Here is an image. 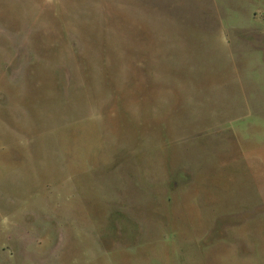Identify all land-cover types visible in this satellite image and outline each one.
Returning a JSON list of instances; mask_svg holds the SVG:
<instances>
[{
    "label": "rangeland",
    "instance_id": "obj_1",
    "mask_svg": "<svg viewBox=\"0 0 264 264\" xmlns=\"http://www.w3.org/2000/svg\"><path fill=\"white\" fill-rule=\"evenodd\" d=\"M263 15L0 0V242L31 233L37 254L93 264H264Z\"/></svg>",
    "mask_w": 264,
    "mask_h": 264
},
{
    "label": "crops",
    "instance_id": "obj_2",
    "mask_svg": "<svg viewBox=\"0 0 264 264\" xmlns=\"http://www.w3.org/2000/svg\"><path fill=\"white\" fill-rule=\"evenodd\" d=\"M254 4L261 7V11L264 12V0H249ZM264 19V15L262 16ZM257 131H264L263 126H260ZM52 228L45 227V230L52 231ZM18 228H26L25 225L19 223L17 225ZM48 232L45 234V238L48 239ZM43 244L42 239L33 238L31 233H26L24 236L18 235L16 238L14 237L12 241L9 243L0 242V264H93L87 263L93 261V256H87L85 253H78L73 254L69 258H63L61 256H55V251L53 247L51 249H41V254H37L32 250V245ZM50 251V253H49ZM49 253V254H48Z\"/></svg>",
    "mask_w": 264,
    "mask_h": 264
}]
</instances>
